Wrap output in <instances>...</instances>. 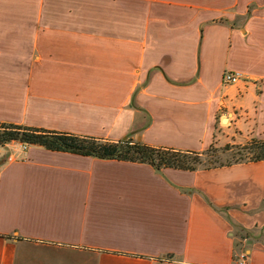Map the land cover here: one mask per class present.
Instances as JSON below:
<instances>
[{"label":"crops","instance_id":"1","mask_svg":"<svg viewBox=\"0 0 264 264\" xmlns=\"http://www.w3.org/2000/svg\"><path fill=\"white\" fill-rule=\"evenodd\" d=\"M0 122L197 151L264 139V0H0ZM13 144L0 264H264V160L156 171L41 145L8 161Z\"/></svg>","mask_w":264,"mask_h":264},{"label":"trees","instance_id":"2","mask_svg":"<svg viewBox=\"0 0 264 264\" xmlns=\"http://www.w3.org/2000/svg\"><path fill=\"white\" fill-rule=\"evenodd\" d=\"M13 141L25 142L28 145H41L49 150L71 152L102 159H117L132 162H145L156 171L165 168L194 171L219 166L232 165L239 162L264 160V139H252L237 146L238 157L227 163H217L219 150L214 144L205 149L183 150L172 147H156L148 145L131 136L118 140H107L93 136L77 135L70 132L49 130L21 124L0 122V147ZM235 146L225 145L223 152ZM216 156L204 158V154Z\"/></svg>","mask_w":264,"mask_h":264},{"label":"built area","instance_id":"3","mask_svg":"<svg viewBox=\"0 0 264 264\" xmlns=\"http://www.w3.org/2000/svg\"><path fill=\"white\" fill-rule=\"evenodd\" d=\"M240 72L225 71L222 76V82L224 84H234L242 78ZM13 151L8 155V161L17 159V156L21 157L22 154L28 149V144L20 141H13ZM18 153V154H17Z\"/></svg>","mask_w":264,"mask_h":264},{"label":"rangeland","instance_id":"4","mask_svg":"<svg viewBox=\"0 0 264 264\" xmlns=\"http://www.w3.org/2000/svg\"><path fill=\"white\" fill-rule=\"evenodd\" d=\"M221 124H225V122H222ZM227 144L235 146V147L229 149L228 151L223 152V150H221V149ZM243 144H245V143H243ZM243 144H236V143H233V144H231V143H221V144H216V145L214 144V146L219 148V150L216 152V156H217V158H219V159H217V160H219L217 163H221L222 164V163H227L229 161L235 160L238 157V155L236 153L234 154V152L237 149L236 147L240 146V145H243ZM216 156L210 155L209 152H207V154H204V158L205 159L206 158L212 159V157H216Z\"/></svg>","mask_w":264,"mask_h":264}]
</instances>
